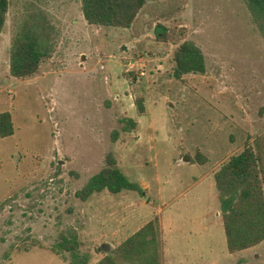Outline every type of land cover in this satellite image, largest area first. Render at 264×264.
Segmentation results:
<instances>
[{
    "label": "rangeland",
    "instance_id": "1",
    "mask_svg": "<svg viewBox=\"0 0 264 264\" xmlns=\"http://www.w3.org/2000/svg\"><path fill=\"white\" fill-rule=\"evenodd\" d=\"M31 4L58 28V47L37 75L17 79L9 48ZM186 40L204 52L206 71L177 78L173 53ZM2 112L14 132L0 136V264H67L51 249L67 230L93 264L160 210L176 224L191 207L197 222L213 221L214 179L202 174L257 140L264 160V39L242 0H147L126 28L88 24L80 0H10L0 35ZM127 118L136 128L126 133ZM108 151L147 189L81 200L76 192ZM207 246L201 264H264V241L234 254L215 240Z\"/></svg>",
    "mask_w": 264,
    "mask_h": 264
},
{
    "label": "trees",
    "instance_id": "2",
    "mask_svg": "<svg viewBox=\"0 0 264 264\" xmlns=\"http://www.w3.org/2000/svg\"><path fill=\"white\" fill-rule=\"evenodd\" d=\"M147 0H80L85 21L95 26L129 27ZM252 23L264 39V0H242ZM10 0H0V35L6 23ZM60 32L46 11L31 4L24 19L14 33L9 48V74L25 79L37 75L44 62L51 59L58 47ZM164 40L166 35L157 36ZM174 72L180 78L187 74H204L206 60L202 49L194 42L183 41L173 53ZM142 114V102L136 99ZM123 132L136 128L132 118L124 120ZM14 126L9 112L0 113V136L12 135ZM114 131L112 141L118 139ZM262 147L257 141L247 143L232 154L214 173V181L223 220L226 246L229 253L254 247L264 241V160ZM192 161V160H191ZM194 161V160H193ZM119 193L122 190H139L120 170L115 153L108 151L104 166L92 175L76 192L81 200L102 191ZM160 226L158 218L145 223L125 238L114 250L93 264H161ZM52 251L67 254V264H92V256L80 250L78 235L74 230L61 232L54 241Z\"/></svg>",
    "mask_w": 264,
    "mask_h": 264
},
{
    "label": "crops",
    "instance_id": "3",
    "mask_svg": "<svg viewBox=\"0 0 264 264\" xmlns=\"http://www.w3.org/2000/svg\"><path fill=\"white\" fill-rule=\"evenodd\" d=\"M81 17H83L82 12H81ZM142 73L143 75L145 74L144 72ZM140 75H141V72H140ZM225 161L220 163V165L215 167V169H212L211 173L202 174L201 179L205 178V176L207 175L212 176L214 179V173L223 165ZM186 162L190 164L197 163V162L191 161L189 158L186 159ZM203 181L204 180L202 181L198 180L196 184L194 185L195 188L197 189L196 191L197 193L202 191ZM214 185H215V181H214ZM141 188L142 190H146L147 189L146 184L141 186ZM215 189H216V186H215ZM217 199H218V194H217ZM143 203L148 204L146 202L145 197H143L142 201L140 202V204H143ZM129 204L134 206L137 204V201L134 200L133 204H131V202H129ZM194 212L196 213V217H194ZM161 213L162 211L160 210L158 211V213L154 214V216L151 219H149L150 221L153 218L157 217L159 221L160 232H161L160 248L162 252L161 264H163V262H165L166 264H201L200 262H203V260H207V259H203L206 257V254L208 257V255H210V252H211L207 245H209L214 240L217 241L219 244H221L222 247L224 246V244L226 245V237H225V232L223 228V220H222V215L220 211V205H219V209L215 213L216 218L213 221H210L206 217H202V220L197 222L198 219H201L200 217L201 215H199L197 209L194 207L187 208L185 210V216L182 218L181 222L177 224L173 222L171 214L162 217ZM147 222L148 221H146L145 223ZM145 223H143L140 227H137V229H135V231L130 233V235L136 232ZM205 224L206 225L209 224L210 226L209 229H207L206 231L208 235H206L205 237L202 235L198 236L196 234L195 229L196 230L202 229V226H205ZM99 249L100 251H103L102 248H99ZM226 249H227V246H226ZM245 250H248V249H245ZM230 254H234V253H230ZM178 256H180L181 259L177 258ZM203 264H219V263H217L216 260H211L209 261V263L204 262Z\"/></svg>",
    "mask_w": 264,
    "mask_h": 264
},
{
    "label": "built area",
    "instance_id": "4",
    "mask_svg": "<svg viewBox=\"0 0 264 264\" xmlns=\"http://www.w3.org/2000/svg\"><path fill=\"white\" fill-rule=\"evenodd\" d=\"M143 73L141 72V75H142Z\"/></svg>",
    "mask_w": 264,
    "mask_h": 264
},
{
    "label": "water",
    "instance_id": "5",
    "mask_svg": "<svg viewBox=\"0 0 264 264\" xmlns=\"http://www.w3.org/2000/svg\"><path fill=\"white\" fill-rule=\"evenodd\" d=\"M175 75H176V73H175Z\"/></svg>",
    "mask_w": 264,
    "mask_h": 264
}]
</instances>
